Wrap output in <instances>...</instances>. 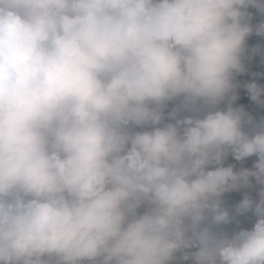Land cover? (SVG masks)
<instances>
[{"label":"clouds","instance_id":"clouds-1","mask_svg":"<svg viewBox=\"0 0 264 264\" xmlns=\"http://www.w3.org/2000/svg\"><path fill=\"white\" fill-rule=\"evenodd\" d=\"M249 6L264 14L261 0H0V264H169L191 247L194 264H264V121L249 135L231 103ZM245 87L264 105V86ZM178 97L208 110L161 126ZM229 150L254 167L222 166ZM250 177L259 200L237 212L254 209L253 227L197 230L206 212L228 222L219 197Z\"/></svg>","mask_w":264,"mask_h":264},{"label":"trees","instance_id":"trees-1","mask_svg":"<svg viewBox=\"0 0 264 264\" xmlns=\"http://www.w3.org/2000/svg\"><path fill=\"white\" fill-rule=\"evenodd\" d=\"M264 2V0H261ZM247 12L250 14L249 23L253 27V32L248 36L245 43V52L242 56V62L245 71L242 73H235L233 84L236 99L232 101L233 108H243L246 113L245 123L243 124V131L249 135L254 134L262 121H264V105H261L251 100L250 95L245 87L246 84L255 82L260 86H264V36L257 35L255 32L256 26L264 21V14H261L256 7L249 6ZM231 94L226 97L224 101L216 105L217 109L226 110ZM264 99V96L261 97ZM207 106L203 102H197L194 109H188L183 106V98L178 97L166 102L163 108L164 119L162 124L168 122H175V119L170 115L174 111L176 112V119H183L184 117L191 116L193 118L202 117L207 111ZM251 117V123L247 122V118ZM135 131L145 130L143 128H135ZM150 130V129H149ZM257 160L255 155L244 158L242 160H236L231 153L228 151L227 156L222 160L221 165L224 167L232 166L234 171H240L242 169H252L254 163ZM221 165H210V169L221 166ZM250 186L240 187L234 190H228L219 197V203L223 210L229 214L228 222L216 223L213 220L211 212H206L204 219L200 222L197 230L204 228L209 229L211 233L216 236H231L233 233L238 232L242 229H251L257 220L254 209L243 213L237 212V205L247 195L253 201L258 202L259 192L261 185H259L254 177H250ZM145 210L141 207L138 212L142 213ZM188 226L187 236H193V229L190 226L191 222L186 221ZM197 251L196 247L181 248L174 253L173 258L169 261V264H194L192 253ZM187 255L189 258L185 260L183 257ZM88 264V262H84Z\"/></svg>","mask_w":264,"mask_h":264}]
</instances>
